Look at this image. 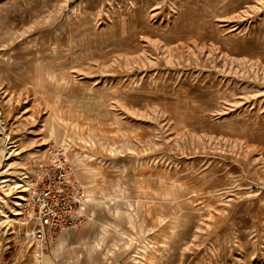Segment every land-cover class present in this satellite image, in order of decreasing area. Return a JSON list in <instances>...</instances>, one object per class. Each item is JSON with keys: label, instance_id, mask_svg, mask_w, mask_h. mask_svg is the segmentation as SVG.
Instances as JSON below:
<instances>
[{"label": "rangeland", "instance_id": "1", "mask_svg": "<svg viewBox=\"0 0 264 264\" xmlns=\"http://www.w3.org/2000/svg\"><path fill=\"white\" fill-rule=\"evenodd\" d=\"M197 6L207 29L134 63L110 60L107 40L80 29L73 7L48 23L23 14L18 27L0 24V247L18 243L21 264L34 263L13 220L17 202L52 147L65 148L83 185L87 220L47 241L45 264L172 263L178 231L219 223L218 199L233 195L218 188L239 182L220 171L239 163L245 194L263 198L264 240V0ZM223 134L254 135L260 147L243 150ZM259 250L246 260L264 262Z\"/></svg>", "mask_w": 264, "mask_h": 264}, {"label": "crops", "instance_id": "2", "mask_svg": "<svg viewBox=\"0 0 264 264\" xmlns=\"http://www.w3.org/2000/svg\"><path fill=\"white\" fill-rule=\"evenodd\" d=\"M70 7L76 9L74 11L77 12L75 15L80 29L95 30L98 36L107 40L105 45L109 47L110 60L116 62H140L150 52H172L183 37H198V30L208 28L201 24L203 18L197 9V0H0V24L12 23L18 27L22 24L23 14H29L30 22L36 18L43 21L46 17L45 22L48 23L50 20L47 15L53 16L55 12L59 13V9L71 11ZM174 9L175 14L173 12L174 16L170 19L169 15H173L171 10ZM5 27L0 25L1 29ZM252 136L246 140L244 135L223 134L222 138L235 142L243 150L247 145L260 147L256 145L259 142L255 140L256 136ZM223 168L221 175L229 176L227 172L233 171L239 180L237 187L233 184L228 186L229 178L218 188L227 195H233L231 198L218 199L217 204L223 206V217L217 220L218 224L206 223L202 230L178 231L175 238L180 240L175 242V249L171 253L175 256L170 264H259V261H248L246 257L259 250V247H264V240L259 236L263 198L245 194L246 165L239 163L237 170L233 167L229 170ZM141 184V200L144 204L149 201V184L144 181ZM179 186V181L167 183L169 191L176 192ZM183 195L171 193V200L182 202L186 200ZM86 237L85 234L83 238ZM231 239L238 249L236 253H231L228 247ZM17 245L14 243L13 247H0V264H21V252Z\"/></svg>", "mask_w": 264, "mask_h": 264}, {"label": "built area", "instance_id": "3", "mask_svg": "<svg viewBox=\"0 0 264 264\" xmlns=\"http://www.w3.org/2000/svg\"><path fill=\"white\" fill-rule=\"evenodd\" d=\"M62 148H50L49 160L34 161V172L25 181L14 214L13 220L25 226V254L34 264H45L50 238L87 220L88 197Z\"/></svg>", "mask_w": 264, "mask_h": 264}, {"label": "bare ground", "instance_id": "4", "mask_svg": "<svg viewBox=\"0 0 264 264\" xmlns=\"http://www.w3.org/2000/svg\"><path fill=\"white\" fill-rule=\"evenodd\" d=\"M22 185H20V187H21Z\"/></svg>", "mask_w": 264, "mask_h": 264}]
</instances>
